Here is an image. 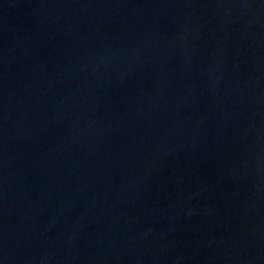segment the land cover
<instances>
[{
    "label": "water",
    "instance_id": "1",
    "mask_svg": "<svg viewBox=\"0 0 264 264\" xmlns=\"http://www.w3.org/2000/svg\"><path fill=\"white\" fill-rule=\"evenodd\" d=\"M0 264H264V0H0Z\"/></svg>",
    "mask_w": 264,
    "mask_h": 264
}]
</instances>
